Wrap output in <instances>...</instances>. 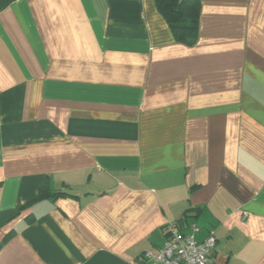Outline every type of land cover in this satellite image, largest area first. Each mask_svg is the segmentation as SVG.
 Instances as JSON below:
<instances>
[{
	"label": "crops",
	"instance_id": "obj_1",
	"mask_svg": "<svg viewBox=\"0 0 264 264\" xmlns=\"http://www.w3.org/2000/svg\"><path fill=\"white\" fill-rule=\"evenodd\" d=\"M199 1L189 44L156 0H0V264H132L173 224L264 264V0Z\"/></svg>",
	"mask_w": 264,
	"mask_h": 264
},
{
	"label": "built area",
	"instance_id": "obj_2",
	"mask_svg": "<svg viewBox=\"0 0 264 264\" xmlns=\"http://www.w3.org/2000/svg\"><path fill=\"white\" fill-rule=\"evenodd\" d=\"M216 241V236L211 235L199 242L193 233L184 234L173 224L163 247L156 251H144L138 262L132 264H142L146 260H155L161 264H208Z\"/></svg>",
	"mask_w": 264,
	"mask_h": 264
},
{
	"label": "trees",
	"instance_id": "obj_3",
	"mask_svg": "<svg viewBox=\"0 0 264 264\" xmlns=\"http://www.w3.org/2000/svg\"><path fill=\"white\" fill-rule=\"evenodd\" d=\"M160 12L180 41L193 44L198 35L201 4L199 0H156ZM49 193L45 187L40 189L38 199Z\"/></svg>",
	"mask_w": 264,
	"mask_h": 264
}]
</instances>
